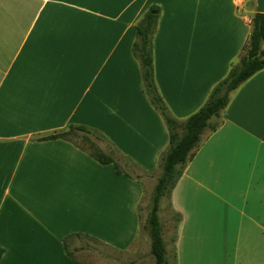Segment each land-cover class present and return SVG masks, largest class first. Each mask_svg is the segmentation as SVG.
I'll list each match as a JSON object with an SVG mask.
<instances>
[{"label":"crops","instance_id":"crops-1","mask_svg":"<svg viewBox=\"0 0 264 264\" xmlns=\"http://www.w3.org/2000/svg\"><path fill=\"white\" fill-rule=\"evenodd\" d=\"M152 8L155 86L182 122L243 54L255 0H0V264H106L146 236L140 179L169 144L132 54ZM218 123L167 197L172 264H264V70ZM70 126L121 174L85 133L48 139Z\"/></svg>","mask_w":264,"mask_h":264},{"label":"trees","instance_id":"trees-1","mask_svg":"<svg viewBox=\"0 0 264 264\" xmlns=\"http://www.w3.org/2000/svg\"><path fill=\"white\" fill-rule=\"evenodd\" d=\"M154 11L155 9H150L136 24V40L132 45V54L140 64L143 91L161 115L169 134L168 148L162 154L160 161L161 174L157 178L144 225L150 239V252L155 264H169L158 217L159 201L162 197L170 195L204 137L219 127L218 119L227 106L231 94L255 73L264 70V14L253 15L248 43L238 62L232 64L227 76L213 87L204 105L188 119L180 122L165 106L154 82L152 50L157 23V15ZM77 132L94 135L98 140L102 138L83 126H70L68 130L51 135L48 139H68ZM84 143L87 144L88 152L94 160L102 165H112L116 173L121 174L115 160L103 153L95 142L86 137ZM174 221L176 224L179 223L178 213H174ZM2 253L0 249V258ZM68 254L72 256L71 253Z\"/></svg>","mask_w":264,"mask_h":264},{"label":"rangeland","instance_id":"rangeland-1","mask_svg":"<svg viewBox=\"0 0 264 264\" xmlns=\"http://www.w3.org/2000/svg\"><path fill=\"white\" fill-rule=\"evenodd\" d=\"M142 92L146 97H148L144 91ZM86 137L91 139L93 142L97 143L96 140L98 139L94 135H87ZM75 138L80 144H82L85 148H87V144L83 143V141L80 139V136H75ZM140 180L144 188V195L142 198V202L140 203V215L142 218V227H143V225H145V221L147 218L148 208L152 203V196L154 194V188L157 180H156V176H154L153 178L152 177L147 178L145 176H142ZM158 217L162 226L163 240L165 238V242H166V245L165 242L164 245H165L168 263L172 264L173 260H172L171 247L173 241L172 238L174 235L175 221H174V214L171 215L168 209L167 196L162 197L159 201ZM141 232L143 235L146 236H143L141 240H139L138 243L135 245V247H132L133 250L132 253L131 254L127 253L128 255H124L121 257L115 256L117 257L115 260H118L119 258L122 263L124 262L123 264H129L131 261H135L133 264H155L154 258L150 252V248L148 247L149 246L148 241L150 242L148 233L145 229H143ZM144 242H146L147 246L146 244H144ZM97 258L99 257L97 256ZM97 258L96 256H92V258L87 261H90V263L93 262L99 264L100 262L101 264H103L99 259L97 260ZM115 260L109 259V262H107L106 264H119Z\"/></svg>","mask_w":264,"mask_h":264},{"label":"water","instance_id":"water-1","mask_svg":"<svg viewBox=\"0 0 264 264\" xmlns=\"http://www.w3.org/2000/svg\"><path fill=\"white\" fill-rule=\"evenodd\" d=\"M255 1H256L255 13L264 14V0H255Z\"/></svg>","mask_w":264,"mask_h":264},{"label":"built area","instance_id":"built-area-1","mask_svg":"<svg viewBox=\"0 0 264 264\" xmlns=\"http://www.w3.org/2000/svg\"><path fill=\"white\" fill-rule=\"evenodd\" d=\"M241 3H242V0H236L237 5H241Z\"/></svg>","mask_w":264,"mask_h":264}]
</instances>
